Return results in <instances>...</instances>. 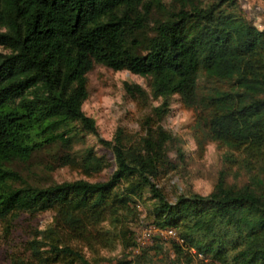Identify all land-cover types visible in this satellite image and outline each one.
I'll list each match as a JSON object with an SVG mask.
<instances>
[{
	"label": "trees",
	"instance_id": "obj_1",
	"mask_svg": "<svg viewBox=\"0 0 264 264\" xmlns=\"http://www.w3.org/2000/svg\"><path fill=\"white\" fill-rule=\"evenodd\" d=\"M0 47V219L51 211L10 264H154L165 238L137 243L142 224L180 239L168 237L165 264H264V21L257 27L236 0H0ZM95 63L147 77V91L123 81L132 98L158 99L139 119L141 132L97 134L81 109ZM200 72L226 85L199 90ZM174 93L225 150L205 194L169 200L158 180L177 162L160 120ZM84 133L111 153L104 179L43 184L16 167L42 155L47 169L98 172L110 164L104 154L73 148ZM233 165L239 181L227 180ZM116 245L114 260L99 251Z\"/></svg>",
	"mask_w": 264,
	"mask_h": 264
},
{
	"label": "rangeland",
	"instance_id": "obj_2",
	"mask_svg": "<svg viewBox=\"0 0 264 264\" xmlns=\"http://www.w3.org/2000/svg\"><path fill=\"white\" fill-rule=\"evenodd\" d=\"M240 10L257 27H261L264 21L263 0H236ZM0 51H5L0 47ZM123 81L136 82L146 91L148 79L145 76L130 72L127 69H111L103 64L95 63L86 73L87 96L81 103L83 112L92 117L97 134L103 138L111 137L117 126L127 133L141 132L139 119L148 111L151 104L158 99H152L149 95L146 99H136L129 96L123 89ZM217 85L225 86L224 81L205 79L199 73L197 87L199 90ZM197 109L185 106L178 94L169 97V108L160 120L162 126L170 131L173 142L169 144V155L177 162L176 167L160 177L158 184L162 187L167 199L172 200L174 194L187 190L205 194L212 186L217 170L222 166V154L225 147L208 137L198 127L196 119ZM73 148L91 146L97 153L104 154L110 162L98 172L85 174L79 167L68 165L55 166L47 169L44 166V156L35 155L26 166L17 163L19 171L26 178L36 183L46 184L51 181L70 180L74 178H86L88 180H101L112 170V156L108 149L102 146L91 133H84L77 138ZM179 146L183 159L178 161L174 148ZM241 180L242 175L236 173L235 166H231L227 174V180L233 178ZM150 199L138 203L140 216H143L146 207L150 206ZM51 211L44 210L32 215L21 213L15 219H0V264H10L11 258L20 256L23 240L28 232L35 228L43 227L50 221ZM6 222V223H5ZM10 224V226L8 225ZM6 225L8 229H6ZM168 237L163 242V252L152 254L154 264H165L162 254L167 257ZM101 254L112 258L119 256L122 250L119 246L111 249H99ZM170 254V253H169Z\"/></svg>",
	"mask_w": 264,
	"mask_h": 264
},
{
	"label": "built area",
	"instance_id": "obj_3",
	"mask_svg": "<svg viewBox=\"0 0 264 264\" xmlns=\"http://www.w3.org/2000/svg\"><path fill=\"white\" fill-rule=\"evenodd\" d=\"M153 237H171L175 240H180L172 228H158L151 224H142L136 228L135 240L139 244L148 243ZM136 250V248H134Z\"/></svg>",
	"mask_w": 264,
	"mask_h": 264
}]
</instances>
